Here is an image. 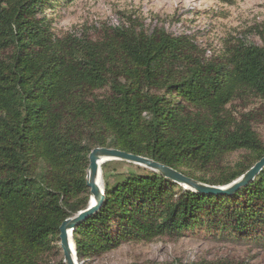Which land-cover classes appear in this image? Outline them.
<instances>
[{"label": "trees", "instance_id": "obj_1", "mask_svg": "<svg viewBox=\"0 0 264 264\" xmlns=\"http://www.w3.org/2000/svg\"><path fill=\"white\" fill-rule=\"evenodd\" d=\"M71 1L0 0V264H64L58 229L89 205L95 148L215 187L264 157L256 116L232 111L235 102H264V28L261 45L227 40L208 57L191 35L130 20L56 36L51 11ZM122 164L101 166L103 201L71 236L78 264L186 235L264 249V168L215 196L140 167L117 172Z\"/></svg>", "mask_w": 264, "mask_h": 264}, {"label": "rangeland", "instance_id": "obj_2", "mask_svg": "<svg viewBox=\"0 0 264 264\" xmlns=\"http://www.w3.org/2000/svg\"><path fill=\"white\" fill-rule=\"evenodd\" d=\"M53 8L50 17L56 36L130 20L146 29L157 26L174 35H191L207 57L219 54L227 40L261 45L264 28V0H72ZM232 111L252 112L257 118L254 128L264 143V102L252 98L247 103L235 102ZM240 156L229 158L231 166ZM135 167L126 163L115 166L117 172H135ZM225 259L231 264H264V249L186 235L177 240L123 244L84 264H193Z\"/></svg>", "mask_w": 264, "mask_h": 264}, {"label": "water", "instance_id": "obj_3", "mask_svg": "<svg viewBox=\"0 0 264 264\" xmlns=\"http://www.w3.org/2000/svg\"><path fill=\"white\" fill-rule=\"evenodd\" d=\"M87 160L88 166L85 175V186L89 190V205L86 210L81 211L75 216L63 221L58 229V248L61 251L64 264H78L71 240L72 232L82 220L92 215L99 209L104 198V191L102 184L100 183L99 186L98 181L101 177V166L107 162H122L147 169L189 191L215 196H229L234 194L241 187L249 184L264 168V157H262L238 179L226 186L215 187L187 178L182 174L150 159L128 154L115 149L95 148L90 151Z\"/></svg>", "mask_w": 264, "mask_h": 264}, {"label": "bare ground", "instance_id": "obj_4", "mask_svg": "<svg viewBox=\"0 0 264 264\" xmlns=\"http://www.w3.org/2000/svg\"><path fill=\"white\" fill-rule=\"evenodd\" d=\"M98 184H99V186H100V180L98 181Z\"/></svg>", "mask_w": 264, "mask_h": 264}]
</instances>
